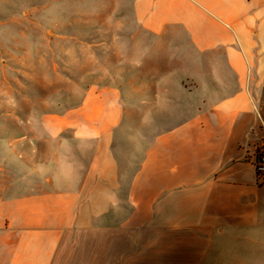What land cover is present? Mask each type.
Segmentation results:
<instances>
[{"label":"crops","instance_id":"crops-1","mask_svg":"<svg viewBox=\"0 0 264 264\" xmlns=\"http://www.w3.org/2000/svg\"><path fill=\"white\" fill-rule=\"evenodd\" d=\"M159 2L137 0L136 20ZM230 4L168 3L162 26L180 8V31H146L180 38L170 79L147 65L122 85L128 93L93 90L77 109L48 116L55 146H0V264H264V181L254 168L264 44L238 30L247 16L228 14ZM179 103L172 116L140 109Z\"/></svg>","mask_w":264,"mask_h":264},{"label":"rangeland","instance_id":"rangeland-1","mask_svg":"<svg viewBox=\"0 0 264 264\" xmlns=\"http://www.w3.org/2000/svg\"><path fill=\"white\" fill-rule=\"evenodd\" d=\"M136 1L0 0V146H55L49 144L43 130L48 116L77 109L93 90L111 88L128 93V87L122 85L143 75L147 65L154 79L159 75L164 82L170 79L167 71L179 55L169 52L180 50V38L146 29L180 31L177 24L185 16L175 7L169 15L173 25L163 27L162 11L175 2L163 0L158 12L153 8L152 18L145 17L140 23L135 17ZM248 1L232 0L228 14L247 16L238 30L249 32L253 42L264 44V0ZM243 6H249V11ZM186 8L195 12L192 6ZM219 9L211 11L220 16ZM255 31L258 34L254 36ZM159 65L165 72L155 69ZM172 74L180 76V70ZM138 89L142 94L136 100L147 102L144 88ZM152 89L161 92L163 87ZM165 105L168 107L162 110L145 105L140 109L156 117L161 116L160 111L172 116V111L180 110V103L178 108L176 104ZM169 119L166 126L171 129L175 120ZM37 136L45 144L35 141ZM125 190L124 186L122 198ZM127 210L123 205L120 212L125 215Z\"/></svg>","mask_w":264,"mask_h":264},{"label":"built area","instance_id":"built-area-1","mask_svg":"<svg viewBox=\"0 0 264 264\" xmlns=\"http://www.w3.org/2000/svg\"><path fill=\"white\" fill-rule=\"evenodd\" d=\"M254 168L258 180L264 181V147L257 150Z\"/></svg>","mask_w":264,"mask_h":264}]
</instances>
